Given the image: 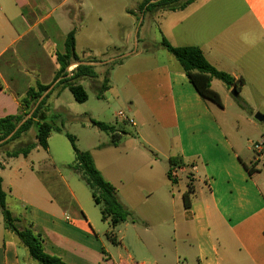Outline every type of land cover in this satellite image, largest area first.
I'll list each match as a JSON object with an SVG mask.
<instances>
[{"label":"crops","instance_id":"obj_1","mask_svg":"<svg viewBox=\"0 0 264 264\" xmlns=\"http://www.w3.org/2000/svg\"><path fill=\"white\" fill-rule=\"evenodd\" d=\"M58 1L0 0V118L20 113L21 100L36 81L54 84L56 54L65 52L66 36L82 14L79 9H83V16L77 27L76 52L83 64L96 67V72L98 63L88 61L109 52L98 55L100 50L129 38L127 24L113 20L111 28L106 29L98 23L102 20L98 8L111 6L112 0ZM216 1L224 2L225 8H212ZM188 7L171 12L183 16L167 33L169 42L175 47L200 48L215 68L237 81L244 80L240 96L250 92L263 97L264 0H209L203 8ZM122 10L135 17L131 10ZM105 12L110 13L107 8ZM161 58L154 64L138 66L134 55L110 72L107 98L125 107L132 119L128 117L124 126L115 127L121 139L117 146L106 145L111 147L104 152V168L96 160L99 151L90 153L125 208L148 222L156 216L162 227L173 222V231L162 228L158 234L168 237V242L160 238L147 242L138 237V247H127L123 239L120 247L109 246L107 232L100 233L99 224L90 218L80 196L64 177L60 184L65 202L50 191L44 177L48 166L44 171L29 167L32 153L27 158L6 157L7 152L18 148L5 149L14 141L0 149V176L7 205L21 221L17 226L40 234L45 251L66 264H264V189L258 179L264 159L254 156L245 161L237 140L217 113L219 106L199 95L172 55L161 52ZM86 80L97 85L96 91L101 94L100 74L98 78L82 79L80 84L83 86ZM215 82L212 88L217 92ZM66 91L54 97V104ZM243 104L252 108L248 99H243ZM130 123L140 126V136L151 149L127 148L133 141L125 128ZM18 142L21 146L28 141L25 136ZM171 158L177 159L175 167L183 168L175 181L168 177L170 166H164V160ZM6 159L20 166L8 184ZM167 184L172 191L175 184L184 185L182 198L188 185L192 186L187 205L182 200L179 206L180 216L161 206L162 198H167L162 192ZM170 195L165 204L177 209L180 200L174 193ZM149 199L159 205L156 214H148L140 206L142 202L151 203ZM177 216L181 222H177ZM0 264H36L18 238L5 229L1 214Z\"/></svg>","mask_w":264,"mask_h":264},{"label":"rangeland","instance_id":"obj_2","mask_svg":"<svg viewBox=\"0 0 264 264\" xmlns=\"http://www.w3.org/2000/svg\"><path fill=\"white\" fill-rule=\"evenodd\" d=\"M63 1L64 0H59L58 3H62ZM206 1L209 0H195L194 4L188 8H203ZM71 2L75 3V0H72ZM112 2L113 3L111 6L98 8V14H100V17L102 18L101 22L99 21L98 23L106 29L111 28L113 20L127 24L129 26L125 30V33L129 35V38L119 42L116 44V46H110L109 48H104L97 52L98 55H100L102 51H109L108 54L101 56L99 59L106 61L108 59L118 58V55L123 54L128 55L126 58H122L124 59L123 62H126L135 55L137 56V60L134 62L138 66H148L154 64L155 60L162 59L161 52L165 55L169 54L164 48L158 50V48L161 46L157 45L156 43H161L163 39H167L169 41L168 35L170 34L167 33H169L170 28L174 26L183 15L159 10L152 14L148 13L143 17L140 11V6L144 0H112ZM215 6L225 8L224 2L220 1L219 3L216 1L212 8H216ZM105 8L110 11L109 14L105 12ZM123 8L131 10V13L134 14L135 17H129L126 12L122 10ZM86 10L90 11L89 8H86ZM78 12H82V14L79 16L77 15L78 17L76 20V27L82 23L81 19L83 16V9H79ZM60 15L61 12L56 14L57 17ZM138 19H140V21ZM146 40L150 43H147ZM114 48L118 49V51H111V49ZM155 54L158 55L154 56ZM103 66L104 64H97V72L100 74V76H102V80L107 70ZM83 86L88 94L87 102L82 104L77 103L72 93L67 90L55 104L54 102L56 99H52L51 102L53 104V110L51 115H61L62 120L65 122V132L76 137V145L79 150L91 153L99 151V156L96 157V160L99 166L104 168L107 162L104 152L106 151V148L111 147H107L106 145H112L113 136L101 131L98 127L93 125L92 121L102 122L119 129L124 126V124L123 121L117 117V114L122 111L127 115V117H129V119H132V116L129 115L127 109L116 100H108L106 92H104L102 97L99 98V92L96 91L98 86H95L93 83L91 84L90 80H86L83 83ZM214 88L223 98V106L217 109V113L223 119L229 133H231L232 136L237 140V145H239L241 149L243 159L249 162L252 157H257L256 153L250 150V148L253 149L252 144L264 140V122H259L256 119L258 114L264 117V96L259 97L256 94L250 92H244L240 96L239 92V97L236 98L232 94L234 88H232L231 85L220 81L215 82ZM227 88H230L231 91H228ZM243 99H248L252 105V108L251 106H246L243 104ZM63 106H66L67 108L64 109ZM137 123H139L138 120ZM125 128L130 135L129 139L133 140L132 145L127 146V148H130V151H134V149H151L148 142L143 140V138L140 136V126L138 128L133 127L132 123H130ZM35 134V129H32L31 132L26 136V141H33ZM48 145L49 147L47 151L41 147H38L32 152L31 160L29 163L26 161L30 165L29 167H33L35 171L39 167H41L43 171L45 170L46 166L49 167H47L48 169H46L44 177L47 179L51 193L56 196L57 199H62L63 202H65V197L61 193L63 188H61L62 185L60 184V180L61 177H64L71 188L74 189V191L80 196V199L88 210L90 218L93 221H97L96 223L99 224L98 227L100 233L103 234L106 232H113L112 226L107 222L102 221L100 208L94 204V201L91 197V192L86 183L81 179L79 174L70 168V165H72L74 162V152L71 142L66 137L65 133L52 134L48 140ZM19 146L20 143L17 141L13 146L8 145V147H5V149H10L11 147L14 149ZM150 157L154 158L152 155ZM6 161L9 163V165L4 175L8 184L10 179H14L16 171L18 168H20V166L10 160L6 159ZM263 164L264 160H262L260 163L262 170L258 172H260L262 175H258V179L264 189ZM164 166L169 168V161L164 160ZM174 187L175 189L172 191V188L169 184L165 185V189H163L162 192L166 194L167 198H162L163 203L161 206L165 209L166 206H168L167 208L170 213L177 211L178 214V210L181 208L179 206H181L183 202L182 196L186 188L182 184H175ZM171 192L174 193L176 198L180 200L178 201L179 205H177V209L176 207L174 209L170 203H168V205L165 204L166 200L171 199ZM149 200H151V203L149 201L142 202V205L140 206L146 213L156 214V211L159 209V205L153 204L154 199ZM65 205L68 207V203ZM128 211L131 213V217H129L126 222L122 223L115 230L114 236L116 238V242L112 243L105 238V241L109 243V246L113 244V247H120L121 239H123L125 244H127V247H138V237L141 240H145L147 242H154L158 238L168 242V237H161L158 236V234L162 228L166 229V231H173L174 226L172 221L170 225L162 227L161 220H159L156 216L151 218V221L148 222L145 221L144 218H142L138 213L136 214L135 212L132 213L130 210ZM178 215L180 216V213ZM179 216H177V222H181Z\"/></svg>","mask_w":264,"mask_h":264},{"label":"trees","instance_id":"obj_3","mask_svg":"<svg viewBox=\"0 0 264 264\" xmlns=\"http://www.w3.org/2000/svg\"><path fill=\"white\" fill-rule=\"evenodd\" d=\"M194 0H144L140 6L143 17L148 13H154L159 10L168 12L183 11ZM140 21V19H138ZM76 34L77 27L68 33L65 41V52L57 53L58 70L56 72L54 84L43 85L36 81L29 89L26 97L21 100L20 113L15 116L0 118V143L12 137L0 145V149L8 144L21 140L27 136L32 129L36 134L33 141L22 144L15 150L6 153L8 159L18 158L20 156L27 158L36 148L41 147L48 150V140L54 133H65L71 142L74 152V162L70 168L75 171L81 179L86 183L91 192L94 204L100 208L103 222H108L113 229L126 222L131 213L120 202L116 188L107 181L96 167L90 152H83L76 145V137L65 132V122L61 115L51 112L52 99L59 97L65 90H69L77 103H85L88 101V94L85 88L80 84L82 79L98 78L96 67L83 64V61L76 52ZM160 46L172 55L181 66L183 72L189 78L195 89L206 100H209L219 107H222V100L213 88V81H220L231 85L238 92L240 87L244 85V80H236L232 75L222 72L215 68L205 57L203 51L194 46L175 47L166 39H163ZM123 54L118 55V59L111 63L104 64L106 73L103 77L101 85V94L110 88V72L117 65L123 63L124 59L120 58ZM93 63H102L103 60L91 58ZM78 64L74 71L70 74L68 69ZM54 85V88L45 96V98L37 105L41 97L47 93ZM28 116L30 118L21 124ZM93 125L101 131L113 136L112 145L117 146L121 136L117 133L114 126L107 125L102 122L92 121ZM170 169L168 177L171 179V170L178 165L176 158L169 160ZM2 166L0 165V168ZM248 170L249 167L245 166ZM250 171V170H249ZM252 174V172L250 171ZM172 180V179H171ZM188 192L184 195V204L187 205L189 196L193 193L191 184L188 185ZM0 214L3 217L4 227L7 231L13 233L19 240L30 258L36 264H66L60 257L49 255L45 251L44 240L40 234L35 233L29 228H20L17 226L21 221L14 217L13 213L7 205V194L3 190V179L0 176ZM106 238L112 243L116 242L114 233H107Z\"/></svg>","mask_w":264,"mask_h":264},{"label":"built area","instance_id":"obj_4","mask_svg":"<svg viewBox=\"0 0 264 264\" xmlns=\"http://www.w3.org/2000/svg\"><path fill=\"white\" fill-rule=\"evenodd\" d=\"M76 68L75 65L71 66L68 71L69 73L71 74L74 69ZM117 117L119 119H121L122 121H127L128 120V117L127 115L120 111L118 114H117ZM253 146V151L256 153V158H258L259 160L261 159H264V140L258 142V143H254L252 144ZM183 171V168H180V167H173L172 170H171V179L173 181L177 180L179 178V175L180 173Z\"/></svg>","mask_w":264,"mask_h":264},{"label":"water","instance_id":"obj_5","mask_svg":"<svg viewBox=\"0 0 264 264\" xmlns=\"http://www.w3.org/2000/svg\"><path fill=\"white\" fill-rule=\"evenodd\" d=\"M128 55H123V56H121L120 58H126ZM113 60H111L110 62H112ZM51 91V89L47 92V93H45L42 97H41V99L39 100V102L37 103V105L45 98V96L49 93ZM232 94H233V96L234 97H239V92L234 88L233 89V92H232ZM30 118V116H28L21 124H19V126L17 127V129L22 125V124H24L28 119ZM256 119L259 121V122H264V117L262 116V115H260V114H258L257 116H256ZM13 135V134H12ZM12 135L9 137V138H11L12 137ZM8 138V139H9ZM8 139H6L5 141H7ZM5 141H2L1 143H0V145L1 144H3Z\"/></svg>","mask_w":264,"mask_h":264}]
</instances>
